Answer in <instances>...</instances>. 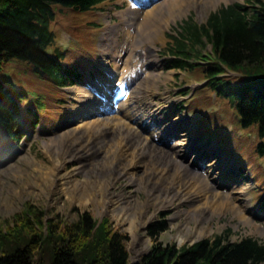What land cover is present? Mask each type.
I'll return each instance as SVG.
<instances>
[{"label": "rangeland", "instance_id": "374dc122", "mask_svg": "<svg viewBox=\"0 0 264 264\" xmlns=\"http://www.w3.org/2000/svg\"><path fill=\"white\" fill-rule=\"evenodd\" d=\"M170 1H152L149 6L157 5L158 8L155 15L147 21L142 18V12L139 13L138 11L147 9L148 6L146 4L137 6L131 4L128 0H118V3H113L108 8L98 11L100 15L91 10H79L57 3L54 5L56 14L51 26L57 35L65 34L67 38L66 34H68L72 37L67 58H76L78 63L87 66L91 64V68L96 66L100 62L98 48L101 49L102 58H106L108 62H112L113 59L110 55L103 54L105 52L103 46L106 44L111 49L113 55L122 53L127 58L130 56L133 66H137L138 63L144 64V71L137 76L134 82L135 88L133 92L135 94L131 95L129 99L136 100L132 110H135V107H137L136 111L138 112L140 105L152 106L150 102L156 104V106H164L167 103L164 95L174 98L177 102L179 100L177 92L181 85H190L194 79L203 77L201 72L202 65H195L192 69L185 70L184 72L179 69L165 68L168 55L160 51L157 37L160 36L162 38L166 33L176 34L179 32L178 28L181 27L183 21L189 16L198 24L205 22L209 13L222 4L235 2L247 4L249 1L254 4L252 2L253 0H211L209 6H200L199 4H194L192 2L193 0H180L177 5L172 7ZM109 22L114 25L109 24ZM138 25L144 26V29L136 30V26ZM103 30L105 31L103 33L105 34L104 39L102 38L103 35L101 36ZM139 32L142 34L140 35ZM106 35L108 40L105 39ZM129 35H134L133 38L135 41H132V39L128 40ZM100 36V46H98ZM132 43H138L140 46L130 52L131 46H133ZM125 44H128L126 50L123 48ZM207 48H210V46H207ZM141 51H143L142 55ZM147 59L148 65L145 68V61ZM0 78L13 88L16 87L26 90L30 94L42 95L47 100L42 111L43 121L51 124L62 117L63 110L54 105L56 99L61 96L52 92L48 84L43 80L36 78L31 73V67L27 62L13 59L0 69ZM183 88L181 87V89ZM211 90L209 85L199 87L195 95L187 102L190 111L199 117L198 125L200 135L203 136L202 138H210L219 142L225 151L233 155L237 161L247 164L256 187L258 188L259 186L260 188L259 191L255 192V195L264 193L263 158L256 155L253 151L254 140L257 141V126L243 128L242 134L237 131L239 126L236 124L234 113L221 101H225L224 99L216 97L212 100ZM71 91L73 93L72 88ZM165 91H168L169 95L163 94ZM74 97L81 98L82 101L86 100L83 95L76 96L74 94ZM79 104L80 102L70 104L67 115L72 110H76L80 106ZM95 118L97 116L86 117L84 121L89 120L93 122ZM185 122L186 120L182 119L178 128L183 129ZM228 123L234 124L233 131L226 129ZM72 126L82 127V121L79 120ZM66 128L49 133L47 131H41L36 127L29 139L22 141L21 145H19L20 149L17 152H12L13 150L10 148L4 150L7 153L0 160V221L3 220L6 223V220H12L17 213L25 211L27 204L43 211L47 219L49 217L56 218L63 223H72L78 218L80 213L88 212L94 217L95 221L97 220V225L102 223L100 221L101 219H104L105 225H108L112 232H118L125 237V244L130 253L129 258L131 264H137L141 257L152 247L154 241L148 234V225L150 222L154 223L160 219H163L166 229L159 233V240L163 244H174L176 247L190 245L202 238L213 237L218 234L228 236L231 241L248 236L264 242V229L261 219L256 218L251 221L252 223H248L240 217L234 216L230 210L221 215H214L213 217L200 216L198 213H192L190 211L188 203H184L183 200L178 199L172 205L160 208L150 221L147 222L145 229L143 231L138 230L139 234L142 235V243L139 247H142L143 251L137 255L136 249L138 245L133 244L129 223L124 218H121V216L117 218L115 217L116 214L112 215V210L99 214V206L85 199L82 203L76 199H70L67 194L59 190L62 188L63 179L65 178L57 180L56 185L49 188V192H47L48 186L46 185H42L43 191L40 192L36 190V184L35 186L29 184L31 174H34L35 177L39 175L37 171L38 166L46 169L51 165V158L47 155L46 143ZM249 133H251L252 137L249 136ZM4 144L5 139L0 133V145ZM64 146L65 149L61 151H65L64 154L67 156H57V159L60 161L64 157L69 158L70 152L72 151L71 144L64 143ZM95 149L97 148L93 149L94 154L92 156L99 157L102 149L97 152H95ZM193 152H187L183 161L188 162ZM87 159H91V157ZM77 164L78 159L76 158L66 160L59 172L69 173L72 178L80 179L82 174L74 169L78 166ZM198 168H200L199 165L197 167L194 166L191 171H199L202 173ZM207 183L213 187L218 182L214 179H209ZM134 187L135 185L129 183L122 176L114 184L109 186L111 192L127 196L136 202H142L145 199V193L143 191H135ZM224 187L228 188V186L221 185L220 189ZM250 211H255L256 214L258 213L256 204L251 205ZM246 215L249 216V213L246 212ZM196 217H199L198 226L193 222L188 223L187 219L190 218L193 221ZM14 228H17V226ZM21 228L19 225V231ZM17 233H20L23 238H29L30 236L24 230ZM36 234L33 232V236H37L38 238V234ZM40 250L44 249H38L37 253ZM35 255L39 258V254L38 256L37 254Z\"/></svg>", "mask_w": 264, "mask_h": 264}, {"label": "trees", "instance_id": "16d2710c", "mask_svg": "<svg viewBox=\"0 0 264 264\" xmlns=\"http://www.w3.org/2000/svg\"><path fill=\"white\" fill-rule=\"evenodd\" d=\"M107 1L0 0V69L17 59L27 62L37 76L62 83L60 71L71 65L63 67L58 63L63 55L59 50L54 49L51 56L45 52L47 46L54 45V33L49 28L54 5L89 10ZM252 2L247 7H221L201 24L186 19L166 49L176 55L173 66L189 70L211 46L215 59L238 73L229 83L235 84L232 98L238 103L244 122H258L264 135V0ZM203 69L205 75L212 77V84L224 72L217 62L204 65ZM218 87L222 88L220 84ZM13 98L0 82L1 127L13 121ZM96 221L90 213L82 212L74 222L63 223L56 218L47 219L43 211L27 204L25 211L12 220L0 221V264H131L125 237L112 232L104 219L99 225ZM19 225L29 238L17 233ZM165 229L162 220L150 224L148 234L154 243L137 264H264V244L255 239L231 241L218 234L176 247L159 240V233ZM38 249L44 250L37 253Z\"/></svg>", "mask_w": 264, "mask_h": 264}, {"label": "bare ground", "instance_id": "6f19581e", "mask_svg": "<svg viewBox=\"0 0 264 264\" xmlns=\"http://www.w3.org/2000/svg\"><path fill=\"white\" fill-rule=\"evenodd\" d=\"M146 1L143 0L145 3ZM179 1L171 0L170 3L174 7ZM210 1L193 0L192 2L200 6H209ZM156 10V5L150 6L146 11L142 10V13L150 18ZM143 29L144 26L137 28V30ZM139 34L142 33L139 32ZM105 88L106 84H103L104 93H106ZM84 92L93 97L81 87H76L74 90L76 95H82ZM82 106L79 109L83 108L84 111L91 113L90 111L95 108V102ZM130 113L129 105L125 104L123 109L118 107L117 112H105L100 119L95 118L93 122L84 121L82 127L70 126L53 136L46 143L48 150L46 154L51 158V165L46 169L38 166L39 175L35 177L31 174L29 184L34 186L36 184V190L40 192L43 191L42 185H46L49 192V188L55 186L57 180L65 178L59 190L67 194L70 199H76L80 203L85 199L99 206V214L112 210V215L116 214L117 218L121 216L129 223L133 244L138 245L137 255L143 251V248L139 247L142 243V235L138 230L143 231L146 223L160 208L172 205L178 199L188 203L190 211L200 216L213 217L230 210L234 216L252 223L243 214L245 204L239 206L240 204L234 203L231 200V192L223 193L213 190V187L207 183V176L191 171L190 164L181 159V155L178 154L186 149L188 141L176 142L170 150L158 156L161 149H158L152 140L155 133L160 135L162 131L156 129L157 131H153L150 136L143 126L144 121L132 120L136 122L135 126L127 121L126 116H130ZM148 115L153 117V120L157 117L155 112L148 111ZM137 124L139 126H136ZM171 129L173 130V127ZM64 143L71 144L72 148L67 147L72 151L69 158L64 157L60 161L57 156H67L64 154L65 151H61L65 149ZM94 148H97L95 152L102 149L99 157L92 156ZM90 157L91 159H87ZM73 158L78 159V166L74 169L82 174L80 179L72 178L69 173L59 172L65 161ZM218 163L224 165L220 159H215L213 163H209L208 171H211V167ZM120 176L135 185V191L145 193V199L142 202L133 201L127 196L110 191L109 186L119 180ZM236 192L237 198H242L245 193L244 186L237 187ZM187 220L188 223L193 222L199 225V217L194 218L193 221L190 218Z\"/></svg>", "mask_w": 264, "mask_h": 264}, {"label": "water", "instance_id": "95a60500", "mask_svg": "<svg viewBox=\"0 0 264 264\" xmlns=\"http://www.w3.org/2000/svg\"><path fill=\"white\" fill-rule=\"evenodd\" d=\"M134 264H136V263H134Z\"/></svg>", "mask_w": 264, "mask_h": 264}]
</instances>
